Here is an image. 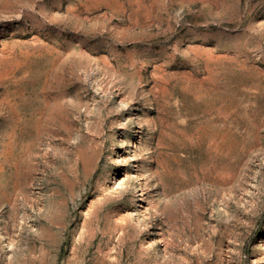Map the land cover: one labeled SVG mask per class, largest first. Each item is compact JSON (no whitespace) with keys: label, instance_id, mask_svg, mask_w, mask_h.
<instances>
[{"label":"rangeland","instance_id":"rangeland-1","mask_svg":"<svg viewBox=\"0 0 264 264\" xmlns=\"http://www.w3.org/2000/svg\"><path fill=\"white\" fill-rule=\"evenodd\" d=\"M0 264H264V0H0Z\"/></svg>","mask_w":264,"mask_h":264}]
</instances>
